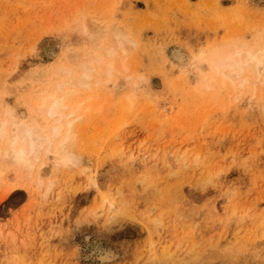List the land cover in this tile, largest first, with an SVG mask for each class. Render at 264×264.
<instances>
[{
	"label": "rangeland",
	"instance_id": "obj_1",
	"mask_svg": "<svg viewBox=\"0 0 264 264\" xmlns=\"http://www.w3.org/2000/svg\"><path fill=\"white\" fill-rule=\"evenodd\" d=\"M263 41L264 0H0V122L47 131L67 80L76 157L0 158V264H264V74L212 79ZM95 52L116 70L80 86Z\"/></svg>",
	"mask_w": 264,
	"mask_h": 264
},
{
	"label": "bare ground",
	"instance_id": "obj_2",
	"mask_svg": "<svg viewBox=\"0 0 264 264\" xmlns=\"http://www.w3.org/2000/svg\"><path fill=\"white\" fill-rule=\"evenodd\" d=\"M83 26H84L85 33H87L90 36H94L97 27L95 28V26L92 23H89L86 20L83 21ZM119 30H118V28L115 27V30L113 31V36L115 38L116 44L114 45V47L111 44L112 47L110 46V48H107L105 50V51L108 50V52H107L108 54L106 53L107 55H112V56L117 55V52L122 49V52L119 51V55H121L120 53H123V50L125 51L124 45L126 43V37L123 34H121ZM97 33H99V32H97ZM129 39L132 40L131 38H129ZM130 40L129 41L127 40V42L130 43L131 42ZM132 43H133V41H132ZM107 47H109V46H107ZM254 47H255V45H254ZM100 48H102V47H100ZM237 52L239 54H236ZM106 54H104V55H106ZM102 55L103 54H97L95 52L92 55V57L90 55L89 61L83 60V62H82V60H80L81 65L80 64L79 65H80L81 72H80V75L77 77V82L80 86L86 87V86L91 85L90 84L91 77L94 75L93 72L96 70V68H95L96 66L103 64L104 65L103 67L105 68V69L103 68V70L105 71L104 74L107 73L108 75L111 74L112 70H114V71L116 70V69H114V63H113V59H112L113 57L111 56L112 60L111 59H110V61L106 60L107 61L106 62ZM228 55H232L231 60L225 59V57ZM85 57H86V55H85ZM115 57H117V56H115ZM213 64L214 65L212 67V73H213L212 79H215L216 77L219 76L221 78L222 83H224L227 80H234L236 78V76L241 75V73L244 72L245 70H249L251 72L254 71L258 76L263 75L264 74V66H261V65L264 64V41L257 48L245 47L243 45H242V47L236 48V46H235L234 50H231V51L228 50L226 52V54H223L222 58L216 59ZM75 66H76L75 68H77V65H75ZM97 69H98V67H97ZM230 69H234V70L230 71ZM65 70H62V71L65 73ZM117 72H119V71L117 70ZM70 73L72 74V72H70ZM256 74H254V77L257 76ZM258 76H257V79H258ZM68 77L71 80L72 76L71 77L68 76ZM98 81H95V82H98ZM243 81L246 83L248 81V79L244 78ZM71 82H73V81L71 80ZM252 82L255 83L253 80H252ZM68 83L69 82L67 80H64L62 82L57 83V87L51 93H49L47 97L45 95V97L43 96L44 98H42V97L40 98V96H41V94H40V96L36 99L37 102L35 101L37 103V109L40 111H43L46 114L47 118L51 120L49 123L50 125L47 126V128H48L47 131L45 129H44L45 130L44 131L39 126L22 124L20 126V128L17 129V132L16 131L14 132L15 129L14 128L10 129L11 127L8 126V124H7L8 120L5 121L6 120L5 119L3 122L1 121L2 123L0 122V124H1L0 125V141L2 142L3 141L2 139H6L9 137L8 143L6 145L3 143L4 149L0 148V158H2V159L10 158L18 166L23 167V168L28 169V170L33 172V169L35 168V162L42 157V155L44 154V150H45V154H49V152L51 151V147L54 143V140L57 137L60 138L61 137L60 135L64 132L65 133L63 135L64 138L59 139L60 145L58 147V151L64 154L63 155L64 159H66L69 163L76 162L75 155L73 154L72 150H70L68 148L69 137H71L70 136L71 135L70 129H71V124L73 123L71 121L73 118L72 119H69V118H70V116L75 114V111L67 112L69 105H70V104H68L69 101L67 102V100L69 99V95L71 96V94H72L71 90H67L65 88V87H67L66 85ZM12 112H13V110H11L10 113H12ZM38 117H40V116H38ZM14 124H16V123H14ZM66 128H68V129L65 130ZM6 140H8V139H6ZM4 142H5V140H4ZM16 153H22L23 154V160H24L23 163L17 162ZM36 177L40 179L41 182L40 181L39 182L42 184L43 183V181L41 180L42 177L40 176L41 177L40 178L37 175H36ZM31 179H32V176H31ZM48 182H50V185L46 189L47 194L50 192V191H48V189L49 188L52 189V185H53L52 182L54 183V181H52V182L48 181ZM48 182H47V184H48ZM108 210H110V209H108ZM112 214H113V212H112ZM107 255L108 254H106L105 256H106V258L109 259V257H110L109 255H111V253H109L108 257H107ZM110 258H112V257H110Z\"/></svg>",
	"mask_w": 264,
	"mask_h": 264
},
{
	"label": "clouds",
	"instance_id": "obj_3",
	"mask_svg": "<svg viewBox=\"0 0 264 264\" xmlns=\"http://www.w3.org/2000/svg\"><path fill=\"white\" fill-rule=\"evenodd\" d=\"M236 54H239L238 52ZM235 55V54H234ZM250 55V54H249ZM226 60H231L232 59V55H228L225 57ZM261 66H264V64H262ZM16 157H17V162L18 163H23V154L22 153H16ZM51 189L49 188L48 191H50ZM47 194V192L45 193Z\"/></svg>",
	"mask_w": 264,
	"mask_h": 264
}]
</instances>
